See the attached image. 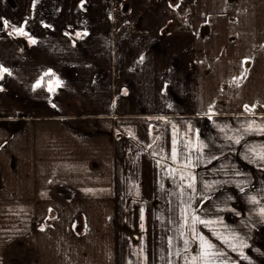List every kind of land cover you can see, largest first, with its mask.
<instances>
[{
	"label": "crops",
	"instance_id": "0c3cea01",
	"mask_svg": "<svg viewBox=\"0 0 264 264\" xmlns=\"http://www.w3.org/2000/svg\"><path fill=\"white\" fill-rule=\"evenodd\" d=\"M187 2L0 0V264H264V0Z\"/></svg>",
	"mask_w": 264,
	"mask_h": 264
},
{
	"label": "rangeland",
	"instance_id": "374dc122",
	"mask_svg": "<svg viewBox=\"0 0 264 264\" xmlns=\"http://www.w3.org/2000/svg\"><path fill=\"white\" fill-rule=\"evenodd\" d=\"M188 6H190V2L188 3L187 0H116V13L119 22H121L122 30L157 31L163 24H170V20L176 21L177 18H179L180 21H186V17L190 16L191 12ZM236 206H239V204L236 203ZM238 209L239 212H241L240 208ZM229 220H231V218H229ZM179 228L186 229L183 226H180ZM190 234L191 236H195L194 252L196 257L199 253L202 254L203 251V249H199V243L209 239L208 237H204V232L196 233L191 231ZM134 236H138L136 240L132 238L133 245L137 248L141 242L142 236L141 234H133V237ZM206 236H208V233ZM173 237L176 239L172 241V245L177 246V252L173 253L172 257H175L177 254V264H186L188 255L186 247L187 233L180 230L179 233L173 234ZM201 237H203V240ZM168 245L170 244L167 243L166 238L164 237V245L161 250L162 257L164 258L168 256V258H170L171 255L172 247L170 248ZM146 250L148 251L149 249L146 248ZM147 251L142 253L141 250L142 255L140 254V256L148 255L147 253L149 252ZM249 253L252 252L250 251Z\"/></svg>",
	"mask_w": 264,
	"mask_h": 264
},
{
	"label": "snow or ice",
	"instance_id": "6c2138e0",
	"mask_svg": "<svg viewBox=\"0 0 264 264\" xmlns=\"http://www.w3.org/2000/svg\"><path fill=\"white\" fill-rule=\"evenodd\" d=\"M4 24L7 25L8 22H7V21H4ZM17 31H22V29H17ZM33 43H35V41H33ZM2 71L7 72V69H2ZM190 186H191V185H190ZM201 239L203 240V237H201ZM208 247L211 248L212 245L209 244Z\"/></svg>",
	"mask_w": 264,
	"mask_h": 264
}]
</instances>
